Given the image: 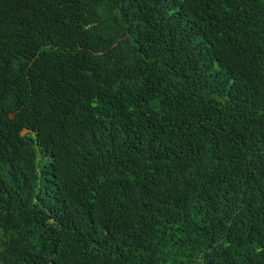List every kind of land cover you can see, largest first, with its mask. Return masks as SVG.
Here are the masks:
<instances>
[{"label":"trees","instance_id":"trees-1","mask_svg":"<svg viewBox=\"0 0 264 264\" xmlns=\"http://www.w3.org/2000/svg\"><path fill=\"white\" fill-rule=\"evenodd\" d=\"M0 264H264V0H0Z\"/></svg>","mask_w":264,"mask_h":264},{"label":"rangeland","instance_id":"rangeland-1","mask_svg":"<svg viewBox=\"0 0 264 264\" xmlns=\"http://www.w3.org/2000/svg\"><path fill=\"white\" fill-rule=\"evenodd\" d=\"M23 132H25V130H23Z\"/></svg>","mask_w":264,"mask_h":264}]
</instances>
